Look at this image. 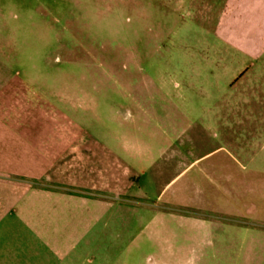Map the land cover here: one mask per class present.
Returning a JSON list of instances; mask_svg holds the SVG:
<instances>
[{"label":"rangeland","instance_id":"rangeland-1","mask_svg":"<svg viewBox=\"0 0 264 264\" xmlns=\"http://www.w3.org/2000/svg\"><path fill=\"white\" fill-rule=\"evenodd\" d=\"M15 1L30 4L14 32L27 69L37 65L41 88L72 99L73 122L109 138L125 119L158 140L141 146L157 159L154 175L181 174L158 201L145 179L146 201L114 205L94 264H264V215L250 216L253 198L264 212V168L248 166L264 161V8Z\"/></svg>","mask_w":264,"mask_h":264},{"label":"crops","instance_id":"crops-1","mask_svg":"<svg viewBox=\"0 0 264 264\" xmlns=\"http://www.w3.org/2000/svg\"><path fill=\"white\" fill-rule=\"evenodd\" d=\"M29 11L24 1L0 0V264H94L114 205L146 201L145 179L158 201L181 174L168 183L153 174L157 159L141 147L158 141L150 134L124 119L109 138L93 137L69 116L72 99L41 88L38 66L28 71L26 51L18 50L24 37L14 33ZM248 166L261 169L264 161ZM251 205L259 220L264 212L254 198Z\"/></svg>","mask_w":264,"mask_h":264}]
</instances>
